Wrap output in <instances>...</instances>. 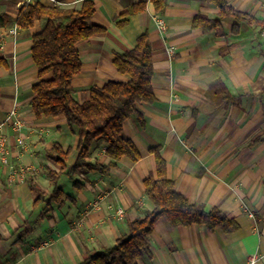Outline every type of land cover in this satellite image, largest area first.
Instances as JSON below:
<instances>
[{"label": "crops", "instance_id": "1", "mask_svg": "<svg viewBox=\"0 0 264 264\" xmlns=\"http://www.w3.org/2000/svg\"><path fill=\"white\" fill-rule=\"evenodd\" d=\"M84 1L57 2L80 9ZM93 1L90 24L104 32L78 44L82 70L73 80V97L82 104L93 87L127 82L113 60L148 33L155 101L138 106L144 126L131 117L123 132L142 159L134 163L123 158L106 175H62L64 203L34 208L30 181L51 196L50 171L59 173L61 164L49 153L55 144L71 148L67 168H72L77 128L72 131L64 117L37 118L30 106L39 80L32 39L45 20L26 30L18 26L16 34L0 24V59L7 62L0 68V137L7 144V163L0 159V264H80L91 252L115 247L128 235L129 221L153 210L144 181L157 176L151 152L156 148L177 193L207 211L225 212L238 228L174 227L162 217L149 238L151 257L138 264H249L255 255V264H264V29L243 23L235 31V20L221 18L219 9L205 0H165L161 15L150 0ZM35 2L54 5L51 0H0V16L15 19L25 4ZM227 2L264 20V0ZM142 4V11L124 17ZM198 15L220 20L222 29H196ZM125 19L126 24L118 25ZM158 20L166 24L164 34ZM105 151L106 143L95 141L90 162L109 165L112 159ZM45 243L49 246L43 248Z\"/></svg>", "mask_w": 264, "mask_h": 264}, {"label": "trees", "instance_id": "2", "mask_svg": "<svg viewBox=\"0 0 264 264\" xmlns=\"http://www.w3.org/2000/svg\"><path fill=\"white\" fill-rule=\"evenodd\" d=\"M150 1L156 13L161 15L165 0ZM205 2L216 6L221 18L232 17L235 20V31L243 23L259 25L264 29V20L236 11L227 0ZM144 8V4L135 5L124 17ZM94 14L95 2L85 0L80 9H65L59 5L45 6L35 2L25 4L15 19L0 16L1 26L9 29L19 26L26 30L33 28L38 20H45L43 29L32 39V58L39 80L32 87L33 99L30 106L37 118L64 117L72 131L77 128L78 155L72 168H67L71 148L65 150L55 144L49 153L56 163L61 164L59 173L50 171L53 187L51 196L48 197L30 181L35 194L34 208L44 203L48 207L53 203H64L66 194L59 186L62 175L72 177L85 171L106 175L123 158L134 163L142 159L136 145L126 139L123 132L125 122L131 117H136L141 126H144L138 106L155 101L152 85L153 51L148 33L138 38L137 45L132 50L116 55L113 60L118 73L129 77L127 82L111 81L101 88L93 87L89 100L82 104L73 97V80L82 70L78 44L104 32V28L90 24ZM126 23L125 19L118 25ZM193 26L204 33H219L222 29L220 20H212L203 15L195 17ZM6 66L7 62L0 59V68ZM97 140L106 143V155L112 159L109 165L90 162L91 146ZM259 140V137L254 139L252 144ZM151 152L156 158L157 176L146 179L144 186L145 195L153 204V210L143 218L129 221L128 235L120 238L115 247L91 252L80 264H138L144 257H151L149 238L162 217H166L174 227L201 225L209 229L221 228L225 232L237 230V223L225 212L217 208L207 211L204 206L191 204L185 196L177 193L175 183L166 177L167 164L160 149H152Z\"/></svg>", "mask_w": 264, "mask_h": 264}, {"label": "built area", "instance_id": "3", "mask_svg": "<svg viewBox=\"0 0 264 264\" xmlns=\"http://www.w3.org/2000/svg\"><path fill=\"white\" fill-rule=\"evenodd\" d=\"M51 2L54 4V5H58V2L56 0H51ZM157 26H158V29L161 33H165L167 31V27H166V24L163 20H158L157 21ZM18 30V26H14L12 29L9 30V33L11 34H16ZM16 115V112L13 111L11 113V117H14ZM19 145H23V141H19ZM6 156H7V144H6V140L4 137H0V159L3 163H7V159H6ZM99 207V204L96 203L93 208L97 209ZM118 215L119 216H123L124 215V210L123 209H119L118 210ZM49 246L48 243H45L42 245L43 248ZM257 256H253L249 262V264H255L256 261H257Z\"/></svg>", "mask_w": 264, "mask_h": 264}]
</instances>
